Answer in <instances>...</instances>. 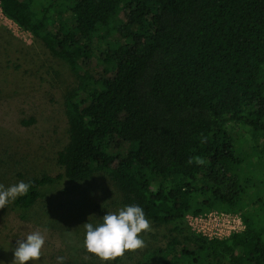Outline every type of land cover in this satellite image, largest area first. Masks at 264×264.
Masks as SVG:
<instances>
[{
	"label": "trees",
	"instance_id": "trees-1",
	"mask_svg": "<svg viewBox=\"0 0 264 264\" xmlns=\"http://www.w3.org/2000/svg\"><path fill=\"white\" fill-rule=\"evenodd\" d=\"M35 1L0 7L89 72L65 95L64 173L28 178L15 204L31 206L62 176L82 181L103 171L122 203L139 204L177 234L179 254L161 264H264V227L248 214L264 205L250 197L264 183V159L252 168L246 149L264 155V0H67L58 10ZM119 17L118 41L99 44L104 67L96 71L91 42ZM242 207L245 227L225 237L185 222L187 213Z\"/></svg>",
	"mask_w": 264,
	"mask_h": 264
},
{
	"label": "rangeland",
	"instance_id": "rangeland-1",
	"mask_svg": "<svg viewBox=\"0 0 264 264\" xmlns=\"http://www.w3.org/2000/svg\"><path fill=\"white\" fill-rule=\"evenodd\" d=\"M66 1L35 2L40 10L48 2L58 10ZM62 15L60 13L56 21ZM120 19L109 23L103 35L94 37L91 42L93 49L89 55L96 71L104 67L99 44L105 41L116 44ZM88 72V65L83 62L72 68L52 52L45 36L23 29L5 16L0 7V184L7 187L44 173L53 176L64 173V168L57 163V153L69 139L65 95L77 85V74ZM246 149L251 156L249 165L257 169L264 155L254 147ZM257 178L264 180L261 171L257 172ZM259 187V192L251 190L250 197L264 201V183ZM124 205L117 186L103 171L82 181L62 176L42 186L40 197L31 206L23 208L11 201L0 208V260L11 264L17 239L23 240L29 232L40 231L45 235V243L41 257L34 264H56V257L61 255L65 257V264H102L83 246V223H99L107 211L115 212ZM262 206L251 207L248 214L257 225L264 227ZM244 209L211 208L198 214L187 213L185 222L201 234L203 232L197 228L203 227V235L214 234L217 228L221 233H229V225L239 223ZM214 211L234 214L230 217L224 212L218 216ZM211 212L215 213L211 220L194 216L203 215L204 218ZM148 221L150 228L139 234L144 240L143 247L125 251L104 264H161V258L179 254L174 241L177 234L171 232L170 226ZM25 264H32V261Z\"/></svg>",
	"mask_w": 264,
	"mask_h": 264
},
{
	"label": "clouds",
	"instance_id": "clouds-1",
	"mask_svg": "<svg viewBox=\"0 0 264 264\" xmlns=\"http://www.w3.org/2000/svg\"><path fill=\"white\" fill-rule=\"evenodd\" d=\"M31 182L17 181L7 187L0 184V208L14 201L18 196L25 195ZM83 246L88 253L94 254L102 264L125 251L143 247L144 240L139 235L150 228L144 209L139 204H126L115 212L107 211L99 223H83ZM45 243V235L40 231L29 232L24 239H17V246L13 249L11 264H25L31 260L32 264L39 260ZM0 264L4 261L0 260ZM56 264H65L64 256L56 257Z\"/></svg>",
	"mask_w": 264,
	"mask_h": 264
},
{
	"label": "built area",
	"instance_id": "built-area-1",
	"mask_svg": "<svg viewBox=\"0 0 264 264\" xmlns=\"http://www.w3.org/2000/svg\"><path fill=\"white\" fill-rule=\"evenodd\" d=\"M215 213L219 215H223L224 212L228 213V216L232 217V215L234 214V212H231V211H222V212H218V211H214ZM214 212H211L209 215H205V217L203 218V215H194V216H197L195 217L196 219H204V220H207L205 218H208V220H211L212 219V216H215V213ZM209 216V217H208ZM241 219L239 221V223L237 224H234V225H229L230 224V220H228V225L231 226V227H228V229H230L229 233H221V230L220 229H216V232L214 234H210V235H206L208 237H225V236H228L230 235L233 231H239V230H242L245 225H244V221H243V217L242 215H240ZM197 230L203 232V234H205V229L203 227H198Z\"/></svg>",
	"mask_w": 264,
	"mask_h": 264
}]
</instances>
